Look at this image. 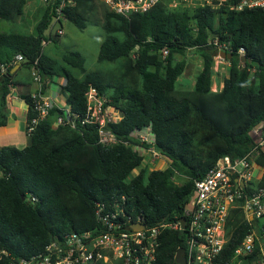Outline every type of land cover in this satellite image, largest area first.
Wrapping results in <instances>:
<instances>
[{"label":"trees","instance_id":"obj_1","mask_svg":"<svg viewBox=\"0 0 264 264\" xmlns=\"http://www.w3.org/2000/svg\"><path fill=\"white\" fill-rule=\"evenodd\" d=\"M61 1H45L32 32L0 31V105L13 84V58L21 54L29 69L36 64L41 93L47 82L64 79L67 107L79 118L86 112L89 86L105 95L121 113L119 121L107 125L118 142L99 143L92 123L56 125L54 118L62 110L52 106L30 132L25 126L28 144L0 147V264H8L11 256L43 253L52 240L67 233L102 226L96 210L104 214L120 202L126 215L142 217L148 226L173 223L182 216L194 181L219 157L246 153L254 144V126L260 125L264 136V8H232L240 0H204L192 8L170 7V0H159L125 17L100 0H64L59 7ZM26 4L27 0H0V20H16ZM97 8L104 31L97 63L117 61L115 73L103 76L99 70H87L77 50H64L60 61L43 51V42L60 35L46 34L53 23L62 22L55 20L57 14L82 30ZM215 39L229 44L232 57L227 59L229 72L221 89L212 91ZM163 47L168 53L162 58ZM239 48L249 61L240 59ZM188 49L200 52L202 61L192 88L180 90L176 82L187 60H177L174 54L184 55ZM22 99L27 125L35 116L32 94ZM145 127L153 134L154 149L167 162L164 168L142 166L144 157L135 145L146 146L133 134ZM255 162L262 168L258 185H264V151L256 154ZM174 174L184 180L175 183ZM229 217L228 239L214 264H229L252 228L240 208ZM183 246L178 230H162L158 261L175 264V253ZM255 254L257 246L247 259Z\"/></svg>","mask_w":264,"mask_h":264},{"label":"built area","instance_id":"obj_2","mask_svg":"<svg viewBox=\"0 0 264 264\" xmlns=\"http://www.w3.org/2000/svg\"><path fill=\"white\" fill-rule=\"evenodd\" d=\"M101 1L111 12L127 17L132 13L148 10L159 0ZM64 3L62 0L59 7L64 6ZM244 7L264 8V0H240L232 6L237 10ZM57 19L64 20L59 14L55 20ZM60 31L61 29L57 33L60 34ZM213 44L217 51L230 52L227 42L218 43L215 39ZM159 52L163 58L168 50L163 47ZM237 54L244 56L243 49L239 48ZM23 60L21 54H16L13 58V62ZM30 75L39 84V88L32 93L35 116L26 125L27 132L45 119L53 106L50 98L40 91L41 78L36 64L31 67ZM85 96L86 112L82 117L72 113L69 107L59 108L62 113L55 116L54 123L71 128L77 126L76 120L81 124L92 123L96 125L99 143L113 145L118 142L107 125L120 120V111L108 104L105 95L99 93L94 86H89ZM250 134L254 144L246 153L237 157H219L202 177L194 181L193 193L177 221L148 226L142 217L126 215L122 202L116 203L114 209L107 213L102 214L101 208L96 210L102 226L80 233H67L60 240H52L43 253L26 258L11 256L8 264H161L157 258V249L159 235L164 229L178 230L184 236V264H214L228 239L229 216L235 208L242 209L252 228L235 248L229 264H241L256 246V264H264V232L257 224L264 216V185H258L260 177L254 173V168L258 165L255 162L256 154L264 151V136L261 134L260 125L254 126ZM133 135L141 145L144 143L146 146L135 145V149L141 155L147 150L151 156V165H154L161 156L152 145L154 138L150 128L137 130ZM124 198L122 195L120 200ZM138 224H142V228H131ZM1 252L5 253L4 250Z\"/></svg>","mask_w":264,"mask_h":264},{"label":"rangeland","instance_id":"obj_3","mask_svg":"<svg viewBox=\"0 0 264 264\" xmlns=\"http://www.w3.org/2000/svg\"><path fill=\"white\" fill-rule=\"evenodd\" d=\"M101 1V0H100ZM204 0H170L168 6L170 7H195L201 4ZM208 1V0H207ZM43 0H27V4L23 9V13L20 17L16 18L14 21H4L0 20V31H17L29 33L34 30V26L38 21L40 12L44 6ZM101 7V6H100ZM102 12L100 8H97L95 12L91 15V21L86 22L84 29H78L72 23L62 20V27L53 23L46 31L57 33L61 29V33L58 37L53 38V43L49 46L48 54L61 60V55L66 49H72L79 51L84 58V66L87 70H99L103 76L115 73L118 68V62H107V63H97V52L99 45L104 37V31L101 26ZM44 44V43H43ZM44 50V48H43ZM175 59L179 60L182 57L186 58L187 65L184 72L178 77L176 86L180 90H189L193 86L194 75L200 69L202 57L200 52L188 49L184 55L175 53ZM221 57L214 55V63L218 61ZM224 62L220 60L219 64ZM76 75H80L78 70L71 69ZM144 161L142 166L146 167L147 170H152L156 168H163L161 162L163 159L159 157L156 159L154 165H151V156L146 150L143 153ZM138 168L131 172V175L136 174ZM173 181L175 183H181L184 177L181 175L174 174ZM263 223V219L258 220V227L260 228ZM245 264H256L254 262H247Z\"/></svg>","mask_w":264,"mask_h":264},{"label":"crops","instance_id":"obj_4","mask_svg":"<svg viewBox=\"0 0 264 264\" xmlns=\"http://www.w3.org/2000/svg\"><path fill=\"white\" fill-rule=\"evenodd\" d=\"M57 25L62 27V22L57 23ZM43 43V51L48 54L49 46L53 42L48 39ZM220 60L224 62L219 64ZM24 62V60L21 62H12V66L9 69V72L12 73L13 84L10 87V92L7 97H5L4 103L0 105V113L2 114L3 120V124L0 125V147L5 145L23 146L28 144L30 140L25 131L27 107L22 99V95L34 93L39 88V84L32 80L30 69L24 65ZM228 72L229 62L227 59L221 57L218 61H215L211 84L212 91L221 89L223 79L228 76ZM63 81L64 79L62 77L54 78L53 81L47 82L43 89V94L48 96L53 106L58 108L67 107L66 93L62 88ZM162 159L163 161L160 166L164 168L167 162L163 157ZM254 173L257 177H260L262 168L256 165Z\"/></svg>","mask_w":264,"mask_h":264},{"label":"water","instance_id":"obj_5","mask_svg":"<svg viewBox=\"0 0 264 264\" xmlns=\"http://www.w3.org/2000/svg\"><path fill=\"white\" fill-rule=\"evenodd\" d=\"M217 56H220L222 58H226V59H230L232 57V54L230 52H224V51H217L216 54ZM242 61L247 60L249 61V59H246L245 56H242L240 58ZM27 59L25 58L24 61H26ZM24 198V196H22V199ZM184 222V218H181V223ZM142 224H138V225H133L131 226L132 229H136V228H142ZM257 260V255H253L251 258L249 259H245L242 261L241 264H245L247 262H254ZM174 261L175 264H184V257H183V248H179L176 253H175V257H174Z\"/></svg>","mask_w":264,"mask_h":264}]
</instances>
